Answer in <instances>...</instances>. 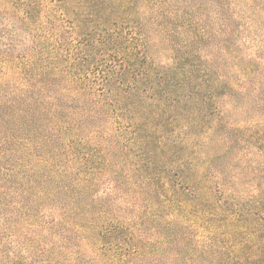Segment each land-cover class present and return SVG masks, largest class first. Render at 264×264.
Listing matches in <instances>:
<instances>
[{"label":"rangeland","instance_id":"obj_1","mask_svg":"<svg viewBox=\"0 0 264 264\" xmlns=\"http://www.w3.org/2000/svg\"><path fill=\"white\" fill-rule=\"evenodd\" d=\"M8 1L0 264H247L259 251L264 264V0H123L112 55L62 34L68 19L51 0L34 6L32 35ZM48 28L56 36L39 43ZM53 94L73 113L55 108ZM95 108L92 124L79 109ZM180 111L183 127L162 133ZM177 172L188 180L180 187ZM243 222L247 234L234 229Z\"/></svg>","mask_w":264,"mask_h":264},{"label":"trees","instance_id":"obj_2","mask_svg":"<svg viewBox=\"0 0 264 264\" xmlns=\"http://www.w3.org/2000/svg\"><path fill=\"white\" fill-rule=\"evenodd\" d=\"M2 1L4 2V4L5 2H7V0H2ZM42 1L44 0H9L7 3V4L11 3L12 6L10 7L11 9L10 11L13 10L12 13H14L15 19L19 21L20 27L21 25L28 24L27 30L29 31V34L31 35L33 32L39 31L36 25L32 24L30 21V18L34 15L33 8L34 6L36 7L37 5L42 3ZM50 2L55 5L54 7L58 6L57 8L58 12H55V14L53 15H56V13L58 14V18L60 19L59 22L64 18L68 19L67 22L69 26L63 29L62 34L68 33V35L71 38H74L75 40L79 38L82 41L81 44L87 45V47L89 46L90 48L93 47V44L94 45L98 44L99 46H108V51L110 52L109 55H112V53H115L116 49H114V46L116 44V41H118L122 35L121 33L122 26L119 25V22L122 19L120 15L124 13L123 11L124 8L128 7V4L126 2H124L123 0H51ZM69 5H73V8L70 11L69 9H66V6H69ZM0 14L5 16L9 13H6V11H2L0 12ZM4 32H6V34L15 33L14 30L6 29V28ZM57 32H58L57 28H48L45 32H43L42 35L39 34L38 42L42 43L44 41L49 40L50 38L53 39L56 36ZM54 41L56 45L54 49H56L57 52L62 51V49H64L63 42H61L60 39H56ZM37 52L42 54L44 52V47L40 46ZM82 59L85 62L88 61V58H82ZM83 60L81 61L84 62ZM190 73H192V71H188V70L179 71V74L182 75L183 79L185 80L190 79L189 78ZM149 75L152 76V72L146 73V77ZM85 78L87 79V76H85ZM160 84L161 82H159L158 84H155V86L157 87V85H160ZM128 89L130 90L127 91L126 93L130 94V91H132V87H129ZM37 91L44 92V89L37 90ZM66 91L68 93V99L71 102H74L76 100V97L79 96L77 92L72 93V92H69L68 89H66ZM162 92H163L162 94L165 95L163 96V101L169 102L166 106L174 107L176 105V108H178L179 98L178 97L173 98V96H170V95H173L172 94L173 92L166 88L162 89ZM102 97L104 98V102H103L104 105H107L106 101L109 99L108 96H106V94L104 93ZM56 98H57V94L49 95L47 97V99L50 100L51 102L53 101L55 102V103H52L55 108H60L61 110H66L68 108L71 113H73V111L76 109V107L74 106L67 107L63 104H58V102H56L58 99ZM158 101L161 102L162 99L158 98ZM79 110L82 112L81 115L84 118L87 116L85 118L86 120H90L92 124H94V121H92L91 118L88 117V115L92 114V116L96 119L97 118L96 115L98 114V108H95V110H87V109L85 111L82 109H79ZM180 115H182V112L181 114H177L176 116H173L171 120L167 121L165 123V126L161 127L162 129L161 132L171 136L176 127H178V129H181L183 125H181L182 117ZM96 125L97 126L93 132V135L97 138H101L102 135H104V133L101 130L100 126H98V124ZM169 125H170V128L166 130L165 127H168ZM61 126L68 128L65 125V122L63 123V125H59V127ZM172 178L176 186H179V187L183 186L184 183L188 181L182 178V175H180L178 172L173 174ZM190 185H189V188H187L186 190L190 191V189H192L191 192H193L194 188H191ZM219 188L220 187L216 189L217 193H220ZM258 209H261V207H259ZM260 213L262 214V212ZM241 217L242 218L245 217L243 212H241ZM257 218H259V220L258 219L256 220V222H258L257 224L262 225V227L264 228V221L262 222V220L260 219L262 217L257 216ZM239 227H240V230H238L239 234H243L242 231H248L245 234L250 232V230L247 229L248 223L246 224V222L241 223L238 227L235 226L234 229H238ZM260 240L261 241H260L259 246H264V238ZM167 242H170V241L167 240ZM246 243L248 242L245 239V241L242 244H246ZM249 243H253L256 245L254 241L249 242ZM232 253L241 254L242 250L239 248H235L234 250H232ZM258 253H261V252L259 251ZM258 253L256 252L254 255L253 253H251L252 256H243V261L244 260L249 261L247 264H256V261L254 260L261 258V255Z\"/></svg>","mask_w":264,"mask_h":264}]
</instances>
